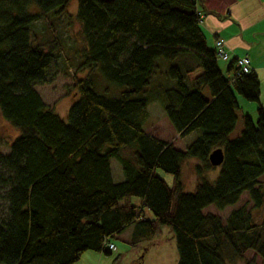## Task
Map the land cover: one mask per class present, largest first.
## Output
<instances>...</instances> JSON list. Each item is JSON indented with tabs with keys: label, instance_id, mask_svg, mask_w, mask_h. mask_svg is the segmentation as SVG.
I'll return each mask as SVG.
<instances>
[{
	"label": "trees",
	"instance_id": "obj_1",
	"mask_svg": "<svg viewBox=\"0 0 264 264\" xmlns=\"http://www.w3.org/2000/svg\"><path fill=\"white\" fill-rule=\"evenodd\" d=\"M69 1L0 0V114L18 130L9 151L0 152V264H70L87 249L110 252L104 240L128 226L135 243L161 225L173 233L176 264H226L247 250L253 255L244 264H257L255 255L264 264V217L253 221L244 206L225 217L203 211L233 205L243 191L254 206L263 202L256 72H239L236 58L224 71L218 66L196 0H77L74 15ZM63 17L79 22L76 68L84 70L72 83L66 119L35 88L61 54L56 30ZM159 74L157 94L174 131L197 132L183 148L143 127ZM168 76L174 82H165ZM235 92L256 102V118L241 113L240 132L230 136L240 108ZM217 147L224 156L210 179L208 155ZM112 156L124 173L118 181ZM188 157L200 161L193 190H184L181 178Z\"/></svg>",
	"mask_w": 264,
	"mask_h": 264
},
{
	"label": "rangeland",
	"instance_id": "obj_2",
	"mask_svg": "<svg viewBox=\"0 0 264 264\" xmlns=\"http://www.w3.org/2000/svg\"><path fill=\"white\" fill-rule=\"evenodd\" d=\"M35 8H37L35 5H31V9ZM76 8L77 0H70L66 7L67 11L71 15L75 14ZM203 16L204 13L202 14V18ZM42 24V19H39L33 24V28L35 30H40ZM56 40L61 54L56 57L55 62L51 67L48 79L45 82L36 83L35 88L40 93L42 99L48 105L52 106L63 119H66L67 108L74 99L73 91L75 89L73 88L72 83L76 77L84 74L83 68L80 70H77L76 68L80 59L79 55L81 53V48L83 46V40L79 33V22L76 19L68 21L65 17H63L57 26ZM208 42L211 43L210 40H208ZM224 63V59L217 58V64L223 71ZM197 71H199V68L196 67L192 73L186 75V82H190L189 78ZM168 78H164V81L168 83L170 81L174 82V80L169 76ZM155 79L160 83L154 86L152 85L150 88V90L153 91L152 94L149 92V102L147 104L148 115L143 122V127L146 131L153 132L163 139L172 141L177 147L183 148L195 138L197 132L192 131L189 134L180 137L174 131L164 113L163 101L159 96V92L157 94L156 90L160 87L161 81H163V76L159 74ZM235 95L240 105L238 112L243 110L242 113L247 112L249 115L253 116V119L255 120L256 102L244 98L237 92H235ZM241 126V118L240 114H238L236 124L231 131L230 136L239 134ZM17 133L18 130L10 125L0 114V152L6 153L9 151V143ZM119 161L120 160L115 156L110 157V168L114 181L124 178V173ZM199 162L200 161L195 157H188L183 161L181 178L184 190H193L198 176L195 170V164ZM217 171L218 167L217 165H214L212 169L207 171L206 176L212 179L216 175ZM157 172L168 183H171V174L165 173L160 169H158ZM259 183L264 186V173L260 175ZM135 200L137 201V198L133 199V201ZM240 206L250 209L252 219L255 222H260L264 217V198L261 205L254 206L247 191H243L239 199L233 205H228L223 209H219L215 205L209 204L203 209V211H211L219 214L221 217H225L232 208ZM4 207L5 200L1 199L0 213H3ZM147 214L149 217L152 216V213L149 210ZM167 229L171 231V228L168 225H161L154 234V238L152 237L148 240H139L132 243L131 237L133 231H131L130 227H126L122 232L116 234L112 238L116 249L110 250V252L87 249L82 252L79 259L70 264H176V247L174 237L166 236ZM157 237H160L163 240L159 241ZM252 255L253 252L251 250H247L243 253L242 258L236 257L233 260H229L227 258L226 264H244L245 259L251 257ZM255 259L257 264H261L260 256L255 255Z\"/></svg>",
	"mask_w": 264,
	"mask_h": 264
},
{
	"label": "crops",
	"instance_id": "obj_3",
	"mask_svg": "<svg viewBox=\"0 0 264 264\" xmlns=\"http://www.w3.org/2000/svg\"><path fill=\"white\" fill-rule=\"evenodd\" d=\"M196 9L201 15L204 13L201 25L208 35L207 43L214 46L216 37L225 41L228 57L224 59L223 67L230 59L248 55L251 69L259 81L258 100L264 106V0H196ZM128 227L132 231V227ZM166 236L172 237V231L167 229ZM160 237L157 239L163 240Z\"/></svg>",
	"mask_w": 264,
	"mask_h": 264
},
{
	"label": "built area",
	"instance_id": "obj_4",
	"mask_svg": "<svg viewBox=\"0 0 264 264\" xmlns=\"http://www.w3.org/2000/svg\"><path fill=\"white\" fill-rule=\"evenodd\" d=\"M198 13L200 16H202L200 12H198ZM215 50H216L217 58L225 59L228 57V50L225 47V41L223 38H221V37L216 38ZM235 63L239 67V72H248L251 69L250 59H249L247 54L237 56ZM104 245L111 250L115 249L114 242L110 241L108 239L104 240Z\"/></svg>",
	"mask_w": 264,
	"mask_h": 264
},
{
	"label": "water",
	"instance_id": "obj_5",
	"mask_svg": "<svg viewBox=\"0 0 264 264\" xmlns=\"http://www.w3.org/2000/svg\"><path fill=\"white\" fill-rule=\"evenodd\" d=\"M223 150L220 147L214 148L208 155L209 161L213 165H218L223 160Z\"/></svg>",
	"mask_w": 264,
	"mask_h": 264
},
{
	"label": "bare ground",
	"instance_id": "obj_6",
	"mask_svg": "<svg viewBox=\"0 0 264 264\" xmlns=\"http://www.w3.org/2000/svg\"><path fill=\"white\" fill-rule=\"evenodd\" d=\"M108 248V247H107ZM109 249V248H108ZM115 249H116V246H115ZM111 250V249H110ZM114 250V249H113Z\"/></svg>",
	"mask_w": 264,
	"mask_h": 264
}]
</instances>
